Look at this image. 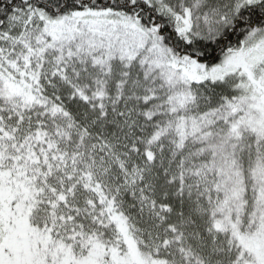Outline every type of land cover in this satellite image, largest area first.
I'll use <instances>...</instances> for the list:
<instances>
[{"label":"snow or ice","instance_id":"1","mask_svg":"<svg viewBox=\"0 0 264 264\" xmlns=\"http://www.w3.org/2000/svg\"><path fill=\"white\" fill-rule=\"evenodd\" d=\"M0 264H264V0H0Z\"/></svg>","mask_w":264,"mask_h":264}]
</instances>
